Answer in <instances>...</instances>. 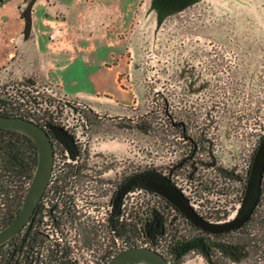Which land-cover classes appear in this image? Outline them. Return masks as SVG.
<instances>
[{
  "label": "rangeland",
  "instance_id": "374dc122",
  "mask_svg": "<svg viewBox=\"0 0 264 264\" xmlns=\"http://www.w3.org/2000/svg\"><path fill=\"white\" fill-rule=\"evenodd\" d=\"M1 4L0 89L16 84L28 90L50 86L98 110L125 114L126 142L121 139L120 126L115 129L116 144L107 138L104 141L106 146L114 143L117 153L126 146L129 171L137 164L151 166L157 134L164 155H168L166 139L180 141L170 133L161 112L163 97L174 116L188 118L189 114L180 110L188 108L190 100H179L181 91L230 92L232 83L228 88L217 80L225 73H214L220 58L231 65L234 60L246 64V72L239 73V106L253 108L251 116L239 115L246 119L240 120L238 134L226 128V121L222 130L237 136L238 150L248 152L250 127L257 134L264 126V0H195L160 20L152 0H7ZM201 48L206 49V56H200ZM10 49L13 53L9 55ZM194 50L197 56L192 70L185 73V60ZM119 60L122 67L116 82L112 76ZM174 68L177 79L172 76ZM202 68L208 69L207 88L195 82L194 87L185 89L183 75L199 74ZM54 73L74 87V92L84 94L67 91L62 82L51 77ZM15 95L23 96L18 91ZM190 99L199 102L193 95ZM219 100L209 98L208 108H218V103L219 107L231 105ZM209 109L197 110L188 118L193 127H202L207 117L211 119L208 123L214 124L220 113ZM224 117L232 116L219 119ZM248 117H252L250 121ZM106 123L103 128L115 132L111 121ZM211 126L209 131H214ZM187 262L210 264L198 250Z\"/></svg>",
  "mask_w": 264,
  "mask_h": 264
},
{
  "label": "flooded vegetation",
  "instance_id": "af4514ba",
  "mask_svg": "<svg viewBox=\"0 0 264 264\" xmlns=\"http://www.w3.org/2000/svg\"><path fill=\"white\" fill-rule=\"evenodd\" d=\"M193 1L152 0V3L158 15L161 12L163 17L189 6ZM203 54L207 55L205 48L200 49V56ZM196 56V50L188 53L185 73L192 70ZM246 67L243 61L234 60L231 65L220 58L214 73H225L217 80L228 88L232 83L230 92L181 91L179 100H190L188 108L180 110L189 114V120L197 110L209 109V98L226 99L219 102L231 104L219 107L218 103V108L209 109L220 113L212 126L208 123L211 120L208 117L205 122L202 121V127L195 128L186 115L184 118L174 116L168 99L163 97L161 112L166 115L170 133L176 134L180 141L176 143L172 138L166 139L167 146L164 147H167L168 155H164L160 152L163 149L160 148L157 134L155 157L153 165L149 167L137 164L129 171L126 146L119 149L118 153L112 147L116 144L115 129L118 126L121 139L126 142L125 114L98 110L89 105L81 110L80 115L74 111L66 114V124L50 122L53 120L49 116L46 119L48 122L43 119L41 126L51 138L54 154L51 176L43 191V261L52 264L54 260H65L67 264H106L115 252L127 246L128 192L143 189L165 197L161 190L167 187L170 191L176 190L205 225L221 228L217 231L208 230L182 212L186 221V234L179 251L198 250L210 264H264V163L258 197L250 215L240 225L224 227L239 210L256 148L264 136V126L257 134L250 127L247 134L248 152H245V148L238 150L237 136L222 130L223 122L226 121V128L238 134L240 120L246 119L243 115L249 116L253 112L252 107L245 109L239 106V73L246 72ZM177 72L174 68L172 76L175 79ZM207 72L208 69L202 68L199 74H184L187 83L185 89L188 85L194 87L195 82L199 83L200 88H207ZM20 85H5L0 89V95L13 99L17 91L24 92ZM192 95L199 102L191 101ZM192 102L197 106L191 105ZM157 112L160 113L159 106ZM241 113L243 115L240 119ZM224 115L232 117L219 119ZM251 118L248 117V121ZM106 121H111L115 132L103 128L107 126ZM209 126L215 130L209 131ZM106 138L110 142L115 141V144L106 146ZM70 191L74 193L75 202L66 206L64 198ZM102 192L107 194L109 200V208L103 219L95 200L91 198ZM48 222H56V243L48 240ZM138 227L143 231L140 241L149 242L150 247L160 251L157 243L164 232L161 219ZM59 240L72 242L73 245L60 243Z\"/></svg>",
  "mask_w": 264,
  "mask_h": 264
},
{
  "label": "trees",
  "instance_id": "16d2710c",
  "mask_svg": "<svg viewBox=\"0 0 264 264\" xmlns=\"http://www.w3.org/2000/svg\"><path fill=\"white\" fill-rule=\"evenodd\" d=\"M15 96L10 99L0 95V113L24 116L43 125L41 117L29 108L35 99L20 100V96ZM36 163L37 146L31 137L16 130L0 128V227L8 223L18 211ZM41 202L42 200L19 233L0 245V264H52L50 261H43L41 255ZM142 233L138 226L129 223L127 246L142 243ZM55 262L56 260L53 264H67L65 260Z\"/></svg>",
  "mask_w": 264,
  "mask_h": 264
},
{
  "label": "water",
  "instance_id": "95a60500",
  "mask_svg": "<svg viewBox=\"0 0 264 264\" xmlns=\"http://www.w3.org/2000/svg\"><path fill=\"white\" fill-rule=\"evenodd\" d=\"M158 17L159 20L162 19L161 12ZM0 128L22 132L31 137L37 146V163L20 207L13 218L4 226L0 227L1 245L18 234L24 225L31 219L49 181L52 172L54 154L53 144L48 132L43 126L30 118L20 115L0 113ZM62 135L65 137L64 134ZM263 163L264 136L256 148L245 193L239 210L236 216L224 225L225 228L240 225L250 215L258 197ZM161 193L194 223L208 230L217 231L221 229L216 226L205 225L188 207L182 196L176 190L170 191L166 187L161 190ZM133 262L146 264H171L159 251L144 244H133L120 249L109 258L106 264H129Z\"/></svg>",
  "mask_w": 264,
  "mask_h": 264
},
{
  "label": "built area",
  "instance_id": "2783aa9c",
  "mask_svg": "<svg viewBox=\"0 0 264 264\" xmlns=\"http://www.w3.org/2000/svg\"><path fill=\"white\" fill-rule=\"evenodd\" d=\"M0 2L4 3L5 1L3 2V0H0ZM30 88L32 90L23 88L24 92H21V94L23 95L21 97H27L28 100L32 98L35 99V107H30V110L32 112H35L38 117H41L42 122L43 119L46 122V119L49 116L51 120H53L50 122H61L63 124H66L68 122L66 119H64V116H66V114H71V111H74L78 112L77 115H80L81 110L86 109L85 107H89L88 104L80 102L76 97L54 89L50 86H43L42 88L31 86ZM24 98H22V100H24ZM152 165L153 163L151 164V166ZM91 198L95 200L96 206H98L103 219L105 212L109 208V200L107 194L102 192L101 194L96 196L92 195ZM64 199L65 203L67 204L66 206L72 205L75 202L74 193L70 191L65 195ZM41 200L42 202L39 216L41 218V224L43 228V213L45 215V209L43 210V197H41ZM127 204L128 222L135 224L136 226H141L148 222L153 223L160 218L164 226V232L163 234L161 233V239L157 243L158 248L160 249V251H158L162 253L171 264L188 263L187 260H189L190 254L195 253V250L192 249L189 251H179V247L184 242L186 234V221L182 211L177 210L174 204L167 198L158 196L151 191L143 189H135L129 191ZM48 229L50 230L48 237L49 242L56 243V222H48ZM59 242L67 243L70 246L73 245L72 242H64L62 240H59ZM143 242L141 244L149 246V242ZM198 253L199 252H196V254ZM41 255H43V252L41 253ZM201 257L204 258L202 255ZM204 260L206 261L207 259L204 258Z\"/></svg>",
  "mask_w": 264,
  "mask_h": 264
},
{
  "label": "crops",
  "instance_id": "0c3cea01",
  "mask_svg": "<svg viewBox=\"0 0 264 264\" xmlns=\"http://www.w3.org/2000/svg\"><path fill=\"white\" fill-rule=\"evenodd\" d=\"M4 3H2L1 5H3ZM50 22H52V21H50ZM8 51H9L8 52L9 55L13 53V49H10ZM2 55H3V53L0 51V64L3 61L2 57H1ZM114 66H116V68L114 69V72H113V76L112 77L117 82L118 81V79H117L118 78V73L120 71V68L122 67L121 66V61L120 60L117 61V63H115ZM51 77L54 78L55 80H57L59 83L62 82L63 85L65 86L66 90L69 91L70 93H74V94L76 93L78 95H81L80 93L84 94V92H80V93H78V91L77 92H74V90H75V89H73L74 87H71V86L66 85V83H64L63 79L60 78V75H57L56 73H54V76H51Z\"/></svg>",
  "mask_w": 264,
  "mask_h": 264
}]
</instances>
